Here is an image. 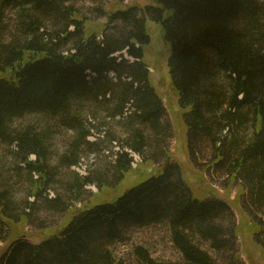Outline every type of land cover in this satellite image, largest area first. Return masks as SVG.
I'll use <instances>...</instances> for the list:
<instances>
[{"label":"trees","instance_id":"16d2710c","mask_svg":"<svg viewBox=\"0 0 264 264\" xmlns=\"http://www.w3.org/2000/svg\"><path fill=\"white\" fill-rule=\"evenodd\" d=\"M78 1L0 0V72L10 74L0 81V242H13L0 264H124L111 248L131 230L161 224L187 264H219L202 245L235 251L237 225L226 224L234 213L223 200L195 198L180 166L166 161L172 126L150 84L147 21L161 24L171 49L191 162L209 151L207 167L241 182L246 207L264 215V1L90 0L107 19L100 33ZM36 116L46 123L20 124ZM50 122L72 134L54 162ZM133 154L152 173L122 193ZM83 155L109 157L108 170L59 178ZM88 186L119 191L71 211ZM42 210L67 215L58 235L34 244L25 224ZM252 217L264 233V218ZM135 254L168 264L144 247Z\"/></svg>","mask_w":264,"mask_h":264},{"label":"rangeland","instance_id":"374dc122","mask_svg":"<svg viewBox=\"0 0 264 264\" xmlns=\"http://www.w3.org/2000/svg\"><path fill=\"white\" fill-rule=\"evenodd\" d=\"M121 4L124 6L137 5L145 7L152 5V0H123ZM77 7L84 17L90 19V29L94 28L96 33H100L102 31L100 25L106 23L107 19L100 18V15L95 12L94 9H96V4L92 3L90 0H81L77 2ZM147 31L151 42L144 47V56L151 75L150 84L162 99L167 109V119L172 126V137L169 140L170 159H166V161L177 163L180 166L182 177L188 186L192 188L195 198L199 200H203L204 198H217L223 200L230 206L234 213L235 218H229L230 220H228L226 224L232 229H234L232 226L233 222L237 225L236 232L238 231V238L235 239V251L225 250L221 253H217L208 243H204L202 247L211 254L219 264H264V246H261L264 245V233L259 232L252 217L254 214V216H259V219L264 218L263 213H260V210L255 208L257 212V214H255L254 210H249V207H246L247 200L243 195L241 182L234 178L230 180L221 170L207 167L210 161L209 151L198 155L197 166H194L191 162L188 150V128L185 122V114L189 110L181 106L180 93L174 86L170 76L169 59L171 56V49L165 42L161 24L148 20ZM9 78V72H0V81ZM44 119V117L37 116L29 117L20 124L38 122L43 126L44 123H46ZM55 125L54 122L49 123V126H53L54 128V131L50 132L53 162L59 160V157L62 156L67 144L72 138L71 132L65 131L61 127ZM1 149L0 146V150ZM116 150L117 148L113 149V151ZM109 156H111V154ZM82 157L81 163L77 167H71L70 169L60 167L59 178L68 177L74 172L84 176L88 173L89 169H93V171L96 172L108 170L109 163L111 162V159L105 156L83 155ZM31 159L34 160L35 158L32 157ZM166 161L160 162L161 164L153 167L163 168ZM150 173H152L151 168L137 165L134 171L129 173L130 176L128 180H126L127 182L125 181L124 188L121 189L122 193L147 179ZM154 173V175H157L161 172L156 170ZM54 187L57 189V186ZM17 189L23 192L19 193V196L23 197L25 194V186ZM118 191L119 190L108 191L104 189L100 192V189L96 186H88L84 191L81 202H74L73 210L71 211L79 209L82 204L88 202L96 195L99 196V199L104 200L114 197ZM53 195L54 192L51 196ZM66 215L65 213H48L45 210L35 215L32 213L31 222L25 224V232L28 236V241L34 244H41L42 240L39 239V236L45 233H52L51 235L54 236L58 235L65 222ZM257 232L259 233L258 236L256 235ZM12 243V240L0 242V258L7 253ZM139 246L147 249L152 257L160 262L168 264H187L173 245L171 231L167 224L131 230L126 235L125 240L114 245L111 250L114 257L124 264H143L135 254V249Z\"/></svg>","mask_w":264,"mask_h":264}]
</instances>
